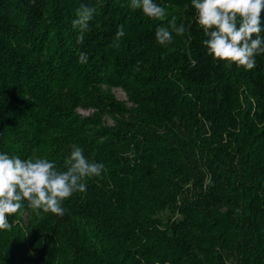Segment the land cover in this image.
Masks as SVG:
<instances>
[{
    "label": "trees",
    "instance_id": "1",
    "mask_svg": "<svg viewBox=\"0 0 264 264\" xmlns=\"http://www.w3.org/2000/svg\"><path fill=\"white\" fill-rule=\"evenodd\" d=\"M154 2L164 17L131 0H0V152L62 172L76 144L105 165L62 217L22 201L0 264H264V54L250 70L216 61L192 0ZM81 4L97 10L78 44ZM172 16L187 31L163 47Z\"/></svg>",
    "mask_w": 264,
    "mask_h": 264
},
{
    "label": "clouds",
    "instance_id": "2",
    "mask_svg": "<svg viewBox=\"0 0 264 264\" xmlns=\"http://www.w3.org/2000/svg\"><path fill=\"white\" fill-rule=\"evenodd\" d=\"M192 6L196 10V22L207 37L203 44L214 60L248 70L256 66L254 57L264 54V36H261L264 0H192ZM129 7L140 9L149 18H161L166 14V9L154 0H131ZM96 10L95 6L86 4L76 9L72 26L78 29V44L84 43ZM186 31L185 25H178L177 18L172 16L167 26L156 27L155 39L159 45L167 47L174 42L173 34L183 36ZM125 34L124 25H119L113 43L118 44ZM77 55L80 63H87V53L78 52ZM71 149L64 164L66 171L62 172L47 159H21L0 152V230L10 227L8 217L22 208V201H27L32 209L62 217L65 210L61 202L74 192L86 191L84 178L103 174V163L90 161L76 144Z\"/></svg>",
    "mask_w": 264,
    "mask_h": 264
},
{
    "label": "rangeland",
    "instance_id": "3",
    "mask_svg": "<svg viewBox=\"0 0 264 264\" xmlns=\"http://www.w3.org/2000/svg\"><path fill=\"white\" fill-rule=\"evenodd\" d=\"M112 91L116 94V96L119 99H122V100L127 99V96H126L125 92L122 89L114 88ZM79 112L82 113L83 115H89L92 111L85 110V109H79ZM106 123L107 124H112L113 123V119L111 117H107L106 118Z\"/></svg>",
    "mask_w": 264,
    "mask_h": 264
}]
</instances>
